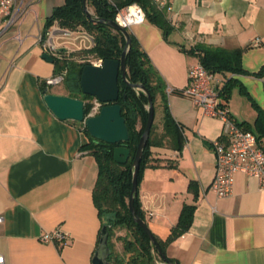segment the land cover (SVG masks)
<instances>
[{
	"label": "crops",
	"instance_id": "crops-1",
	"mask_svg": "<svg viewBox=\"0 0 264 264\" xmlns=\"http://www.w3.org/2000/svg\"><path fill=\"white\" fill-rule=\"evenodd\" d=\"M159 1L173 26L168 41L146 19L128 31L165 90L172 88L166 92L167 106L184 140L180 151L150 148L161 165L146 168L138 184L147 227L165 240L182 205L193 202L187 190L193 181L198 195L190 226L166 247L173 264H264V190L243 173L234 175L226 196L210 188L212 142L222 122L181 93L198 60L179 47L242 48L248 74L235 77L264 112V73L251 75L264 64V0ZM63 3L24 0L16 21L0 26V252L5 264H91L100 228L92 201L98 167L84 148L83 123L58 119L43 100V83L55 73L53 63L41 57L45 51L37 39L53 8ZM227 108L238 123L254 120L250 101L237 87ZM56 228L69 235L65 241L40 240Z\"/></svg>",
	"mask_w": 264,
	"mask_h": 264
},
{
	"label": "trees",
	"instance_id": "trees-1",
	"mask_svg": "<svg viewBox=\"0 0 264 264\" xmlns=\"http://www.w3.org/2000/svg\"><path fill=\"white\" fill-rule=\"evenodd\" d=\"M133 3L142 8L145 19L158 27L164 39L167 40L173 26L166 16L165 8H160L153 0H111V2L108 0H86V6L90 7L92 11L91 18H88L83 11L82 0H64V3L54 7L50 16L46 18L44 29L53 21L67 29L82 27L93 39V46L82 52L83 54H90L103 60H119L125 45V38L109 23L114 21L118 9ZM128 33L130 46L124 59L125 78L128 83L140 84L144 88V90L132 88L123 81L120 74L118 75V98L114 103L120 105V114L128 129V139L114 144L100 141L92 138L86 127L81 124L82 131L88 137V142L84 148L94 157L98 167L97 178L92 190V201L100 222L95 250L99 246L101 228L105 226L109 249V255L106 258L108 264H173V260L166 255V247L186 232L190 226L198 195L197 184L193 181L188 183L187 190L192 194L193 202L182 205L178 219L170 228L166 239L161 240L152 234L156 245L152 244L144 230L133 220L127 203L132 180V160L147 118V93L151 97L153 108L156 104L161 106L162 116L160 126L154 123L153 119L150 127L140 157L137 189L133 198L134 211L145 223L146 219L139 201L138 184L146 168L161 165L157 158L152 157L150 148L157 146L180 151L184 138L181 127L173 119L168 109L164 83L157 76L135 36L130 31ZM179 47L188 54L195 56L205 69L221 80L218 86V94L225 106H227L231 91L235 87L238 88L242 96L250 101L255 111L253 122L251 124L237 122V124L255 135L257 144L264 153V112L235 77L236 75L248 74L241 64L243 49L239 47L227 49L207 44H195L187 49L181 45ZM52 63L53 73L65 71L61 83L66 92L64 95L82 101L93 98L83 94L79 87L81 69L87 63L72 59H54ZM263 73L264 64L258 72L251 75L260 76ZM48 88L49 85L43 83V93ZM89 108V103H84V114H87ZM230 117L232 118L231 115ZM120 145L129 150V157L124 164H118L113 160V149ZM117 231H123V234H117ZM117 243L120 244V249H117Z\"/></svg>",
	"mask_w": 264,
	"mask_h": 264
},
{
	"label": "built area",
	"instance_id": "built-area-1",
	"mask_svg": "<svg viewBox=\"0 0 264 264\" xmlns=\"http://www.w3.org/2000/svg\"><path fill=\"white\" fill-rule=\"evenodd\" d=\"M24 0H0V26L12 25L19 15ZM111 2V0H108ZM159 7L163 3L153 0ZM145 19L142 8L136 3L126 5L117 10L114 21L122 28L128 29L132 24ZM37 42L40 47L54 60L72 59L81 63L100 66L103 59L82 52L93 46V39L82 27L67 29L53 21L39 35ZM252 45H258L254 40ZM64 72L56 73L45 80L46 85L62 83ZM221 80L205 69L199 62L188 70V84L181 93L191 98L193 104L200 108L204 115L218 118L222 122L219 138L212 142L215 155L214 176L210 188L217 196H226L231 192L234 175L243 173L257 180L260 190H264V153L259 148L255 135L243 129L230 117L227 106L221 101L218 86ZM172 88H167L170 93ZM101 107L95 98L92 100L91 112L86 116L95 115ZM1 220V218H0ZM66 232L56 228L41 235L42 242H63L68 238ZM0 264H5L4 255L0 252Z\"/></svg>",
	"mask_w": 264,
	"mask_h": 264
},
{
	"label": "water",
	"instance_id": "water-1",
	"mask_svg": "<svg viewBox=\"0 0 264 264\" xmlns=\"http://www.w3.org/2000/svg\"><path fill=\"white\" fill-rule=\"evenodd\" d=\"M82 3L83 11L88 18H91L92 14L86 8V0H82ZM109 24L115 30L121 32L125 38V45L121 52L120 59H105L100 66L86 64L82 67L79 78L81 92L95 98L101 103L98 113L85 117L84 102L66 95L45 92L43 100L49 110L58 119L73 120L83 123L92 138L114 144L126 141L129 137L127 126L120 114V105L114 103L118 98V75L120 74L123 81L132 88L141 90H144V88L140 84L128 83L125 78L126 69L124 59L126 51L130 46L128 30L119 26L115 21H111ZM41 57L48 62H53L52 57L46 52L42 53ZM147 102L146 123L138 140L131 165L132 180L127 203L133 220L144 230L150 242L156 245V241L148 229L147 224L136 215L133 208V198L137 189V173L140 157L154 119V108L148 93ZM128 157L129 150L125 146L120 145L113 149V160L116 163L124 164ZM108 255L107 230L105 226H103L100 232L99 246L92 256L91 264H108L106 260Z\"/></svg>",
	"mask_w": 264,
	"mask_h": 264
},
{
	"label": "rangeland",
	"instance_id": "rangeland-1",
	"mask_svg": "<svg viewBox=\"0 0 264 264\" xmlns=\"http://www.w3.org/2000/svg\"><path fill=\"white\" fill-rule=\"evenodd\" d=\"M86 8L92 13L90 7L86 6ZM48 91L50 93H53V94H58V93L65 94L66 93L65 90L63 89L62 84L49 86ZM92 100H93V98L83 100L84 103H89V105H90V108H89L87 114H85V115H88L91 112ZM154 109H155L154 110V123H159L161 121V106L159 104H156ZM117 234H123V231H117ZM117 249H120L119 243H117Z\"/></svg>",
	"mask_w": 264,
	"mask_h": 264
}]
</instances>
